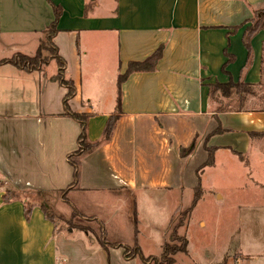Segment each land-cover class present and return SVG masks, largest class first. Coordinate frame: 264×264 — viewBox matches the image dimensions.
<instances>
[{"label": "crops", "instance_id": "obj_1", "mask_svg": "<svg viewBox=\"0 0 264 264\" xmlns=\"http://www.w3.org/2000/svg\"><path fill=\"white\" fill-rule=\"evenodd\" d=\"M53 6L61 9L53 44L75 88L69 106L89 116L88 140L102 143L81 159L78 186L61 196L74 181L68 156L78 150L81 126L64 115L68 90L53 80L58 64L51 60L31 72L0 65V264H145L125 258V248L135 245L146 258L161 257L173 218L191 204L199 180L202 184L204 174L217 168L222 155L249 170L251 187L233 186L237 195L248 197L245 191L253 190L256 198L238 208L233 243L238 258L228 264H264V173L256 174L264 162V112L253 110L251 99L236 112L234 98L220 96L219 104L209 95L216 83H262L264 30L251 39L248 67L243 37L264 0H0V47H7L0 60L36 54L55 21ZM161 48L155 70L134 72L121 85L122 113L110 140H104L117 107L118 78L130 63ZM225 49L235 60L223 72ZM207 149L214 163L198 175ZM9 187L14 197L5 202ZM39 193L43 198L36 200ZM69 193L116 210L121 199L113 197H131L135 219L125 223L124 240L105 236L103 244L100 232L60 228L37 206L54 198L56 207L62 202L72 216L75 210V218L89 221L68 203ZM28 200L38 203L29 213ZM92 220L104 228L101 218ZM188 244V254L177 255L175 264H201L189 239ZM226 252L217 259L205 251L207 264L219 263Z\"/></svg>", "mask_w": 264, "mask_h": 264}, {"label": "rangeland", "instance_id": "obj_2", "mask_svg": "<svg viewBox=\"0 0 264 264\" xmlns=\"http://www.w3.org/2000/svg\"><path fill=\"white\" fill-rule=\"evenodd\" d=\"M249 26H251V24ZM6 52V46L2 48L0 47V54H2V56L6 55ZM262 85L263 88L260 91L264 92V77L262 80ZM83 86L85 89V78H83ZM263 92H258V94L261 93V95H263ZM249 99H251V102L249 104L250 107L253 104L258 103L257 99L255 98L250 97ZM237 161V158H235L234 160V158L232 157H223V155L220 156L217 168L214 170H209V172L204 174L203 177L201 176L202 184L201 182L200 184L202 188L203 199L195 206L190 218H187L185 226L182 228L178 227L182 220L181 218L186 217L187 212L190 210L194 201V197L191 204H185L178 211L175 218V221L177 222V225L175 224L174 226L177 228V230H174L175 233H177V236L179 238L182 236H186L190 240L191 250L194 253V257L196 258V261L201 264H207L210 260L209 257L205 254V251L206 253H213L218 259L221 257V254L227 250L224 258L217 264H228V262L232 261V258L235 260H237L238 258L237 254L235 253V246L233 245L238 229L237 211L240 206L250 204L254 202L256 198H252L253 190L245 191L246 194H249L248 197H240L239 195H237V191L234 190L233 186L237 187L239 185H244L245 183H247V185L251 187V183L249 182L250 179L245 178L248 176L249 170H244L245 168L243 164H239V161ZM257 168V176L258 174H261V176H263L264 162L261 163L260 168ZM230 178H232V180H229ZM228 182L232 185L231 187ZM248 186L247 188H249ZM204 190L208 191V194L206 196L204 195ZM210 192L218 193L214 197V194ZM193 196H195V191H193ZM219 196H223L224 198L221 200L219 199ZM67 198L68 203L72 205L74 204L73 206H76L81 214L88 217L89 221L73 217L71 215L72 212L70 207L66 206L62 202H59L58 207H56V201L54 198H52V202H48L50 212L49 214L53 216V218L55 219L54 223L60 228H81L86 230L90 229L94 233L99 234L102 227L99 221H93L92 219L101 218L104 225L103 229L107 232H105L107 240L110 242H115L117 240L115 239L116 235L120 237L121 240H124L127 228L125 223L129 222L130 224H134L135 208L131 201L128 202L131 197H113V202L121 199L120 207H117L119 208L117 210L114 209V207H110L109 205H104V203H101L102 205L100 206L93 205L91 202H88L86 200L89 198L80 196L78 198L75 193H69ZM76 198L81 201V204L75 203ZM201 221H203L205 225L201 226ZM121 223H123L124 225L120 226ZM127 248L132 249L133 247ZM177 255L186 254L179 253ZM177 255L174 256V259Z\"/></svg>", "mask_w": 264, "mask_h": 264}, {"label": "trees", "instance_id": "obj_3", "mask_svg": "<svg viewBox=\"0 0 264 264\" xmlns=\"http://www.w3.org/2000/svg\"><path fill=\"white\" fill-rule=\"evenodd\" d=\"M49 3H51V0H49ZM54 13H55V21L54 23L45 31L43 32V36L41 39L40 46L36 52V54L33 57L25 56V55H15L12 58L9 59H2L0 60V65L4 64H10L14 65L17 68L24 70V71H37L41 70L44 66L48 65L51 60H55L58 64L59 67V73L57 74L56 77L53 78L54 81H58L62 86L66 87L68 90L67 96L64 100V115L68 118L73 119L74 121L78 122L81 126V134L79 136V147L78 150L68 156V161L70 165L74 169V181L73 184L68 187L67 190L62 191L60 194L64 198H66V193L71 190L72 188H75L79 184V179H80V173H81V159L92 152H94L97 147L102 143L101 142H96L92 143L88 140L87 137V123L89 120V116L85 114H79L75 113L71 110L69 106V100L74 96L75 94V88L73 85V82L69 79L66 78L65 76V67L66 64L65 62L57 55V48L53 44V38L55 34L57 33V22L61 16V9L58 7H54ZM251 26H249L243 37V43L245 48L248 51V63L247 67L251 64V59H252V48H251V39L259 33V31L264 30V9L258 10L255 12L253 19L250 22ZM162 48L159 49L153 56L148 58L145 61L142 62H134L129 64L128 71L126 72L125 75L120 76L117 81V86H118V102H117V107L115 109V112L110 116L104 133L103 137L104 140L109 141L110 137L114 131L115 124L117 120L119 119V116L121 115V91L120 87L121 85L125 82V80L128 78V76L134 72H147V71H153L155 70L157 63L159 59L161 58L162 54ZM225 55L228 58L227 62L223 66V72H226L225 69L226 67L234 62L235 58L234 56H231L228 54L227 50L225 49ZM246 67V68H247ZM263 88L262 83L258 85H249L245 84L243 82H238L234 83L232 80L229 81L228 84H219L216 83L214 85H211L209 87V95L211 99L215 103H221L223 104L224 102L219 98L220 96L226 99L234 98L237 103L236 107L234 110L236 112H242L247 105V101L249 100L250 97L256 98L258 103L255 104V106L252 108L253 110L256 111H262L264 112V92L260 91ZM258 92H263L258 94ZM218 132H221V129H218ZM194 146L182 150L181 154L182 156H186L189 153L193 152ZM208 152V160L207 162L197 171V174L199 175L206 167H211L214 163L213 160V152L211 149H207ZM239 158L241 160H244L242 155H239ZM199 177V176H198ZM1 185V183H0ZM2 186V185H1ZM43 194L35 196L36 200H39V198L42 197ZM14 197V192L13 190L9 187L7 189L6 195H5V202L10 201ZM202 197V188L200 184V180L198 183L197 188L195 189V196H194V201L192 203V206L190 210L187 212L186 217H182L180 220V225L178 226L179 228H182L185 226V222L187 218H190L191 213L193 212L195 206L198 204L199 200ZM36 200H28L25 203L26 206V212L29 213L30 209L34 207ZM41 207L43 212L45 213L46 217L50 220H53L55 222V219L51 214H49V204L47 201L39 203L37 205ZM79 214L77 211H73V217H77ZM189 215V216H188ZM177 215L173 218L170 228L167 232L166 235V240L163 246V252L161 257H144L143 254L141 253L139 247L135 245L132 249L131 248H125V258L126 259H132L134 257L140 258V260L145 263V264H175V259L174 256L182 253V254H188V239L186 236L178 237L177 233H175L174 230H177L175 224L177 225V222L175 221ZM188 216V217H187ZM189 220V219H188ZM179 222V221H178ZM174 228V229H173ZM173 229V230H172ZM83 231L87 232L88 230L82 229ZM104 230L101 228L100 234L98 238L100 241L105 243V235H104ZM173 232V233H172ZM172 242V243H171ZM106 246V245H105ZM111 246H117L111 245Z\"/></svg>", "mask_w": 264, "mask_h": 264}, {"label": "built area", "instance_id": "obj_4", "mask_svg": "<svg viewBox=\"0 0 264 264\" xmlns=\"http://www.w3.org/2000/svg\"><path fill=\"white\" fill-rule=\"evenodd\" d=\"M0 188H1V185H0Z\"/></svg>", "mask_w": 264, "mask_h": 264}]
</instances>
